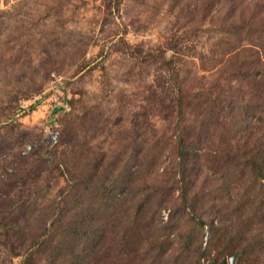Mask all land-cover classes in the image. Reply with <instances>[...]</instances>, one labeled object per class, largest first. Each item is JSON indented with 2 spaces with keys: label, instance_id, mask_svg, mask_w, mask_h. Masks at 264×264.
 <instances>
[{
  "label": "rangeland",
  "instance_id": "1",
  "mask_svg": "<svg viewBox=\"0 0 264 264\" xmlns=\"http://www.w3.org/2000/svg\"><path fill=\"white\" fill-rule=\"evenodd\" d=\"M231 257L264 264V0H0V264Z\"/></svg>",
  "mask_w": 264,
  "mask_h": 264
},
{
  "label": "trees",
  "instance_id": "2",
  "mask_svg": "<svg viewBox=\"0 0 264 264\" xmlns=\"http://www.w3.org/2000/svg\"><path fill=\"white\" fill-rule=\"evenodd\" d=\"M68 140L70 142L71 136H69V139ZM40 162H41V160H40ZM37 166H38V169H39V164H37ZM259 174H262V171L261 170H259ZM93 176H95V175H93ZM81 178H82V181H80V182H82L81 186L83 187V191H87L91 187L92 188H97L95 184H92L91 183L92 182V179H93L92 175H85V176H76V179L74 178L73 181H72V178L69 179V182H68L69 185L67 186V190L69 191V190H72V188H75L76 183H78V181L81 180ZM4 185H6V184H4ZM81 236H84V235L81 234Z\"/></svg>",
  "mask_w": 264,
  "mask_h": 264
},
{
  "label": "built area",
  "instance_id": "3",
  "mask_svg": "<svg viewBox=\"0 0 264 264\" xmlns=\"http://www.w3.org/2000/svg\"><path fill=\"white\" fill-rule=\"evenodd\" d=\"M59 132L57 129H52L49 131L46 142L49 144H55L58 141Z\"/></svg>",
  "mask_w": 264,
  "mask_h": 264
},
{
  "label": "water",
  "instance_id": "4",
  "mask_svg": "<svg viewBox=\"0 0 264 264\" xmlns=\"http://www.w3.org/2000/svg\"><path fill=\"white\" fill-rule=\"evenodd\" d=\"M229 264H235V262H234V257H231V258L229 259Z\"/></svg>",
  "mask_w": 264,
  "mask_h": 264
}]
</instances>
